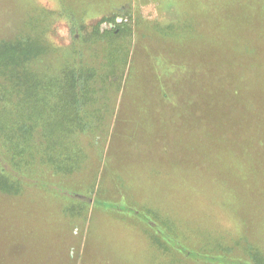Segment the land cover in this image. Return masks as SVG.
<instances>
[{
	"label": "rangeland",
	"instance_id": "1",
	"mask_svg": "<svg viewBox=\"0 0 264 264\" xmlns=\"http://www.w3.org/2000/svg\"><path fill=\"white\" fill-rule=\"evenodd\" d=\"M186 2L169 9L165 0H0V39L13 36L14 20L26 34L36 31L52 48L53 72L61 51L91 42L97 24L106 32L114 21L126 22L132 34L125 41L128 65L115 78L119 88L102 101L108 109L101 129L78 138L82 169L70 176L33 171L53 184L52 192L31 186L0 191V264H193L161 251L133 226L121 214L128 203L155 211L191 248L247 239L264 251V184L258 187L255 179L264 180V153L247 151L248 137L264 138V92L259 81L247 87L245 74L253 64L257 77L264 65L258 58L238 66L248 41L244 21L226 25V39L241 44L227 51L208 41H183L180 30L153 37L184 15L195 18L201 32L211 29L206 7ZM70 11L78 15L76 27ZM248 17L252 27L262 20L257 8ZM248 165L256 170L246 172ZM249 177L257 180L251 191L244 188ZM109 203L119 204L120 214L97 207Z\"/></svg>",
	"mask_w": 264,
	"mask_h": 264
},
{
	"label": "trees",
	"instance_id": "2",
	"mask_svg": "<svg viewBox=\"0 0 264 264\" xmlns=\"http://www.w3.org/2000/svg\"><path fill=\"white\" fill-rule=\"evenodd\" d=\"M186 1L199 2V6L206 7L208 23H213L211 29L201 32L195 23L196 19H187L185 17L188 15H184L182 20L174 18L167 23L166 28L160 27L157 34L152 33L153 37L158 35L168 38L171 32L180 30L177 36H181L183 41H208L215 47L225 45L223 50L227 51L229 47L238 49L241 44L226 39V25L244 21L248 26L245 30L248 41L242 45L241 52L244 56L239 60L238 66L241 60L257 64L258 58L260 68L264 65V0H165L169 9L188 3ZM255 8L262 20L258 26L252 27L251 18L248 16ZM229 12L239 16L230 19L227 17ZM69 15L75 26L77 13L70 11ZM113 24L115 27L106 32L99 31L97 24L93 36L90 37L91 42L83 39L82 43L73 45L72 50L66 54L61 51L62 62L58 63V69L53 72L49 69L50 54L53 52L48 42L35 35L36 31L26 34L21 30L18 21H12L10 27L15 25L13 36L0 39V191L19 193L23 187L31 186L52 192L53 184L34 178L33 171L70 176L82 169L85 157L77 146L78 138L82 134L92 135L101 129L104 121L102 113L105 114L108 109L102 101L110 91L119 86L115 78L123 72L125 64L128 65L130 48L125 41L132 34L126 22L118 25L114 21ZM100 42H105L106 46L98 48ZM245 74L247 87L252 88L259 81V90L264 92V77H261L264 76V66L257 77L253 64L248 66ZM153 104V107L158 105L155 101ZM261 118L264 121V110ZM248 125V134L253 136L255 128L250 123ZM247 140L248 152L264 153V138L255 140L248 137ZM263 159L264 154L259 157L261 167ZM250 169L256 170L248 165L245 171L249 172ZM35 179L42 182L38 185ZM245 179L241 183L244 184ZM255 179L250 178L244 188L249 189V184H253V181L258 183V187L264 184V180L260 181L261 178ZM249 190L254 189L251 187ZM59 193L66 199L80 203L86 199L68 191ZM137 206L132 203L124 204L123 211L126 213H122L120 205L116 203H109L105 208L97 205L112 214L115 212L118 215L121 212L124 217H131L132 225L140 226L138 228L161 251L179 256L185 262L264 264V251L253 246L247 239L232 246L223 244L191 248L187 245L186 238L181 237L159 214L146 206L144 209ZM246 221L249 222V219Z\"/></svg>",
	"mask_w": 264,
	"mask_h": 264
}]
</instances>
